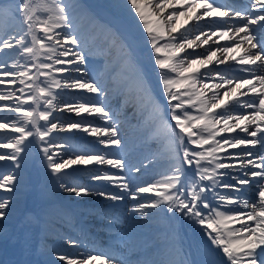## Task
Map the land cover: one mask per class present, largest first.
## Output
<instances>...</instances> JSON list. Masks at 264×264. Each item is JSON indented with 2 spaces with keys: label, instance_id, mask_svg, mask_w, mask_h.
<instances>
[{
  "label": "snow or ice",
  "instance_id": "obj_1",
  "mask_svg": "<svg viewBox=\"0 0 264 264\" xmlns=\"http://www.w3.org/2000/svg\"><path fill=\"white\" fill-rule=\"evenodd\" d=\"M125 3L159 70L164 103L150 104L167 133L160 179L137 185L131 177L152 160L130 166L119 154L79 151L69 142L84 133L104 148L124 146L113 115L96 99L106 92L87 70L89 51L76 23L79 5L15 0L0 4V16L12 21L10 30L0 23V162L10 164L0 168V192L17 191L16 170L35 145L64 192L137 201L130 211L140 217L163 205L201 226L210 251L222 253L225 264H264V0ZM219 65L229 67L221 71ZM138 81L150 95L139 75ZM66 91L81 95L65 100ZM83 172L93 186L78 182ZM12 203L11 195L0 196V221ZM65 243L78 245L72 237ZM55 258L59 264H122L104 252Z\"/></svg>",
  "mask_w": 264,
  "mask_h": 264
},
{
  "label": "bare ground",
  "instance_id": "obj_2",
  "mask_svg": "<svg viewBox=\"0 0 264 264\" xmlns=\"http://www.w3.org/2000/svg\"><path fill=\"white\" fill-rule=\"evenodd\" d=\"M14 3L15 0H10L0 4L12 6ZM75 3L79 5L76 23L82 39L86 42V50L89 51L87 70L106 92V97L101 96L96 99L108 111L111 105L114 109L121 107L118 114L114 113V109L109 112L119 128L124 146L123 149L104 148L96 143L95 138L84 133H75L74 138L69 142L78 146L79 151L95 150L119 154L130 166H140L141 161L148 163L152 160L154 163L142 168L140 173H131V177L137 185L160 179V174L165 171L164 157L161 153L167 142L166 130L154 120L151 125L154 129L151 131V127L146 125L152 116L148 114L143 120L141 113L135 114L134 93L131 90L126 91L114 85L108 88L103 86L105 80L109 78L108 71L115 63L117 68H124L128 72L136 70L137 88H141L139 75L149 89L148 97L161 104L164 103L160 92L159 70L155 68L153 53L144 41L145 34L137 20L133 18V14L129 13V6L126 5L125 0H75ZM0 23L7 26L8 30L12 27V21L7 20L6 17L0 16ZM180 23L183 24L184 20L181 19ZM197 51L202 52L203 49ZM229 64L239 67L231 61ZM212 67L217 66L212 65ZM228 67L229 65H219L218 70L223 71ZM117 82H120V79ZM80 95L78 92L66 91L64 99H78ZM59 115L67 118L65 113ZM71 118L75 119L74 116ZM89 119L94 123H100L95 117ZM59 135L66 137L70 134ZM160 137L163 140L160 143L162 149L159 150L157 140ZM104 167L106 170L115 171L108 169L107 166ZM0 168L7 170L10 168L9 162H0ZM16 171L19 176L17 191L14 194L0 192V196L11 195L13 201L8 218L0 221V240L7 241L6 245L14 240L13 245L17 251L13 253L0 250V264H59L55 258L56 253L76 256L80 253L99 252L105 249L101 244L106 241L118 248L120 255L134 254L138 263L152 264L153 261H163L165 264H171L184 260L190 264L189 248L205 243L201 226L179 214L173 215L167 212L163 205L161 206L163 210H148L149 215L140 217L130 211L137 201L126 199L117 203L96 196L76 197L64 192L60 189L57 179L47 169L42 153L35 145L22 160V167ZM79 175L80 184L91 187L95 183L88 179L89 173L83 172ZM37 183L40 186L36 189ZM95 186L98 188L99 184ZM110 190L118 191L115 188ZM74 212L81 214L88 224H92L89 226L93 233L103 232L99 239H95L91 233L85 232L78 225L73 216ZM100 214L107 215L109 223L99 224L96 219L100 218ZM112 219L115 220L111 222ZM38 230H41L39 235H37ZM68 237L76 239L78 245L74 248L69 247L65 243ZM48 238H52V241L47 242ZM37 242L40 243L38 248L35 247ZM112 248L109 247L104 251L108 252ZM109 255L119 261L121 259L115 255V252H110Z\"/></svg>",
  "mask_w": 264,
  "mask_h": 264
},
{
  "label": "rangeland",
  "instance_id": "obj_3",
  "mask_svg": "<svg viewBox=\"0 0 264 264\" xmlns=\"http://www.w3.org/2000/svg\"><path fill=\"white\" fill-rule=\"evenodd\" d=\"M9 1L10 0H0V3H2V2H9ZM110 85H111V81L110 80L105 81V84H104L105 87H108Z\"/></svg>",
  "mask_w": 264,
  "mask_h": 264
}]
</instances>
